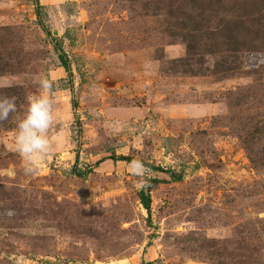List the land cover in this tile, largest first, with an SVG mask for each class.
<instances>
[{
  "label": "rangeland",
  "instance_id": "obj_1",
  "mask_svg": "<svg viewBox=\"0 0 264 264\" xmlns=\"http://www.w3.org/2000/svg\"><path fill=\"white\" fill-rule=\"evenodd\" d=\"M39 3L0 0V96L19 89L0 126V264H264V33L230 55L179 0ZM41 75L51 149L26 175L15 134Z\"/></svg>",
  "mask_w": 264,
  "mask_h": 264
},
{
  "label": "trees",
  "instance_id": "obj_2",
  "mask_svg": "<svg viewBox=\"0 0 264 264\" xmlns=\"http://www.w3.org/2000/svg\"><path fill=\"white\" fill-rule=\"evenodd\" d=\"M243 2V1H242ZM240 0H179V8L182 5H189L190 10L194 12L191 14L188 12L187 19L189 22L196 24V27L188 28V31H197L198 33H212V30H217V33H221L222 42L219 44L223 45L224 51L230 55L237 54L240 50H243L249 44L244 43L241 35L247 36V33H253V37L258 39L259 34L264 33V0H250L247 5L243 8ZM36 4L40 6L39 0H36ZM245 5V4H244ZM243 8V9H242ZM180 15L182 14V9L179 10ZM195 13V14H194ZM182 22L185 23L184 19ZM215 22L214 25L212 23ZM250 35V34H249ZM251 36V35H250ZM192 38V37H191ZM250 37H248V40ZM57 40V39H56ZM192 44L190 41L187 44V49L190 50ZM258 45L255 46V50ZM252 50V47L250 48ZM60 66L70 75L71 69L69 62L65 56V53L61 50L58 53ZM220 71L224 74L228 73V67L221 69ZM193 72V71H192ZM17 88L7 89L10 95L4 96H15L16 100L19 97ZM2 95V93H1ZM3 96V95H2ZM17 104V101H16ZM73 108H76V102H73ZM8 120V119H7ZM5 121H0V126L10 127ZM78 158V157H77ZM120 159L127 162H131L133 159L128 156H119ZM156 170H160L159 167H153ZM173 179H181V175H175L172 171H167ZM158 180H152V183ZM139 200L142 206L147 212L150 211V198L145 195L142 191L139 194ZM143 264H154L152 261L144 262Z\"/></svg>",
  "mask_w": 264,
  "mask_h": 264
},
{
  "label": "clouds",
  "instance_id": "obj_3",
  "mask_svg": "<svg viewBox=\"0 0 264 264\" xmlns=\"http://www.w3.org/2000/svg\"><path fill=\"white\" fill-rule=\"evenodd\" d=\"M37 83L39 91L28 98L26 111L23 118L18 120L15 134V150L28 162L24 168L26 175L35 174L38 162L45 158L51 149L48 133L54 122V106L51 99L53 82L41 75ZM16 111L15 96H0V121L7 120L10 114ZM130 169L133 176L147 177L148 169L140 159H133ZM141 186H147L146 179ZM7 214L12 215V212Z\"/></svg>",
  "mask_w": 264,
  "mask_h": 264
}]
</instances>
